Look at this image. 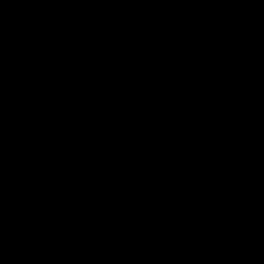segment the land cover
Masks as SVG:
<instances>
[{
  "label": "water",
  "instance_id": "water-1",
  "mask_svg": "<svg viewBox=\"0 0 264 264\" xmlns=\"http://www.w3.org/2000/svg\"><path fill=\"white\" fill-rule=\"evenodd\" d=\"M0 264H264V0H0Z\"/></svg>",
  "mask_w": 264,
  "mask_h": 264
}]
</instances>
